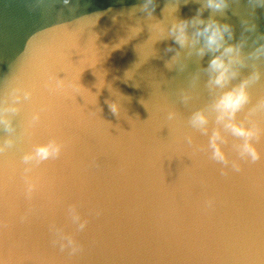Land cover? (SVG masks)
<instances>
[{"label":"water","instance_id":"obj_1","mask_svg":"<svg viewBox=\"0 0 264 264\" xmlns=\"http://www.w3.org/2000/svg\"><path fill=\"white\" fill-rule=\"evenodd\" d=\"M142 3L0 0V102L13 84L31 90L9 114L21 137L0 152V264H264V140L261 158L239 170L209 157L208 137L188 124L193 110L210 108L209 57L168 67L178 45L165 38L140 62L138 47L151 35ZM165 3L153 0V17L162 18ZM199 7L180 0L177 15ZM249 12L264 33V5L234 0L221 17L234 39ZM137 23L141 30L114 48ZM114 92L127 98L126 115L110 111ZM261 92L264 81L253 100ZM219 127L210 114V131ZM222 134L232 158L233 138ZM8 135L0 127V139ZM49 140L62 145L59 155L26 171L23 152ZM60 236L75 250L61 248Z\"/></svg>","mask_w":264,"mask_h":264},{"label":"clouds","instance_id":"obj_2","mask_svg":"<svg viewBox=\"0 0 264 264\" xmlns=\"http://www.w3.org/2000/svg\"><path fill=\"white\" fill-rule=\"evenodd\" d=\"M67 2V0H66ZM180 0H166L162 9V18L152 16L153 0H143L141 11L149 20L148 28L151 33L148 40L138 47L140 62L155 53L153 44L161 39L171 38L178 50L170 57L166 64L184 67V57H209L206 65V86L211 94L210 108L198 107L188 116V124L207 136V151L209 157L222 166L239 170L240 161L256 162L261 158L260 142L264 140V92L253 100V88L264 81V33L257 30L256 22L251 12L241 16V31L234 39L233 26L221 19L225 10L234 0H198L200 7L190 17L177 15ZM250 9L264 5V0H248ZM204 10L208 15L204 16ZM141 30L137 23L129 26L128 37L113 45L120 47ZM231 41V42H229ZM171 50V49H167ZM183 52V57H182ZM139 63V62H138ZM134 65L124 73L125 79L131 78L135 71ZM246 70V71H245ZM6 103L0 102V127L6 129L10 135L0 139V152L12 149L21 136L14 133L9 114L19 112L24 103L31 98V90L21 85L13 84L8 89ZM114 100L107 101L110 111L120 116L125 114L123 102L127 99L118 92H114ZM189 99L188 94L182 97ZM243 112L241 116L240 113ZM210 114H214L219 128H209ZM176 114L169 111L167 119L174 121ZM38 119L34 113L31 120ZM233 138L229 157L223 145L225 135ZM186 143H191L190 137H185ZM62 150V145L56 140L36 144L30 151L23 152L20 160L27 171L31 167L54 158ZM34 185L26 182L25 192L30 195ZM68 215L72 222L83 228L84 222L71 208ZM61 248L69 247L75 250L70 237L60 236Z\"/></svg>","mask_w":264,"mask_h":264}]
</instances>
